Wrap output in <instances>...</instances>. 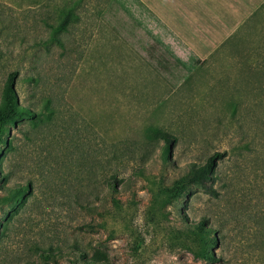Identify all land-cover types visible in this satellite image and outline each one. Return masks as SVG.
I'll return each instance as SVG.
<instances>
[{"label":"rangeland","instance_id":"rangeland-1","mask_svg":"<svg viewBox=\"0 0 264 264\" xmlns=\"http://www.w3.org/2000/svg\"><path fill=\"white\" fill-rule=\"evenodd\" d=\"M147 12L0 0V264H264V12L203 55Z\"/></svg>","mask_w":264,"mask_h":264},{"label":"crops","instance_id":"crops-1","mask_svg":"<svg viewBox=\"0 0 264 264\" xmlns=\"http://www.w3.org/2000/svg\"><path fill=\"white\" fill-rule=\"evenodd\" d=\"M139 1L165 29L162 38H175L177 45L188 47L192 53L197 50L199 55L210 51L211 38H227L240 25L246 27L264 12V0Z\"/></svg>","mask_w":264,"mask_h":264},{"label":"trees","instance_id":"trees-1","mask_svg":"<svg viewBox=\"0 0 264 264\" xmlns=\"http://www.w3.org/2000/svg\"><path fill=\"white\" fill-rule=\"evenodd\" d=\"M16 78L17 71L9 72L3 88L4 105L0 106V132L2 130V120L7 118L9 121H13L14 114H20L21 116L24 113L30 112V110L26 106H23L19 103L15 91ZM156 132L166 137V143L161 150V157L166 160V158H168L171 153L170 144L174 141L175 138L171 134L164 131L162 128H157ZM218 154V152H215L213 155H211L208 159L207 164L201 167L198 173L194 172V168H192L190 172L186 173L183 177H181L175 182L174 187L169 191V193L173 195H178V193L183 190L191 181L195 180V174L206 175V171L213 166L214 160ZM193 172L195 174H193ZM110 186H112V184H110ZM194 229L196 230V234L199 236L200 241L202 243V246L199 248L200 250L196 251V253L200 256L214 259V254H212L211 251H209L208 249L209 244L216 241L215 236L212 234L211 228H205L203 223H199L198 226ZM49 253V251L45 252V249L41 251V255L44 257H48ZM24 264L32 263L27 262Z\"/></svg>","mask_w":264,"mask_h":264}]
</instances>
